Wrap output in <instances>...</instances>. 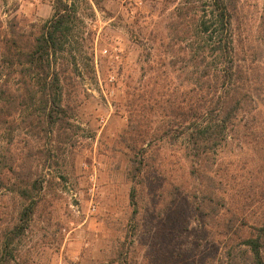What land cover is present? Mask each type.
I'll return each instance as SVG.
<instances>
[{"label": "rangeland", "instance_id": "obj_1", "mask_svg": "<svg viewBox=\"0 0 264 264\" xmlns=\"http://www.w3.org/2000/svg\"><path fill=\"white\" fill-rule=\"evenodd\" d=\"M65 1L77 15L57 61L66 114L60 131L30 140L27 167L44 185L9 264H120L121 251L129 264H209L218 237L200 231L182 189L172 186L165 194L158 188V161H148L135 215L128 176L133 152L154 155L156 149L166 154L165 162L179 160L173 170L182 172L179 146L156 137L160 127L182 126L175 105L182 99L180 107H186L187 95L175 90L187 89L192 23L205 0H192L193 6L189 0ZM53 2L0 0V37L35 32L52 16ZM181 21L186 22L179 31ZM236 26L241 62L262 75L264 0H239ZM253 55L258 61H250ZM5 69L0 63V74ZM256 157L251 143L235 140L217 152L213 164L216 179L238 190L239 205L252 220L264 214V174L249 171L256 168ZM227 164L236 165L237 174L247 171L252 186L234 182ZM15 207L8 184L0 182V238Z\"/></svg>", "mask_w": 264, "mask_h": 264}, {"label": "trees", "instance_id": "obj_2", "mask_svg": "<svg viewBox=\"0 0 264 264\" xmlns=\"http://www.w3.org/2000/svg\"><path fill=\"white\" fill-rule=\"evenodd\" d=\"M238 3L205 0L200 16L192 23L193 36L187 35L191 37V63L184 71L187 89L175 90L177 95H187L186 107H180L182 99L175 105L182 126L173 130L160 127L156 137L179 146L182 172L174 173L173 166L179 160L165 162L161 149L154 150V155L133 152L128 171L135 215L148 176V161H158L154 177L158 188L165 194H171L172 186L182 189L190 198L191 210L202 226L200 231L206 238L218 237L209 264H264V214L252 220L239 205L238 190L232 191L225 179L217 180L213 170L217 152L236 140L251 143L257 156L256 168L249 170L252 175L264 174V73L258 76V70L244 67L243 58L238 56ZM76 19L74 7L65 0H54L52 16L35 32L12 31L11 36L0 37V63L6 68L0 74V182L8 184L16 199L8 228L0 238V264L15 258V244L29 228L44 185V179L27 167L30 140L49 138L63 126L66 109L57 61ZM182 22L186 21L178 23L179 31ZM187 33L185 28L184 35ZM254 56L251 62L258 61ZM19 134L23 137L17 140ZM37 151L45 156L42 149ZM226 166V173L233 172L234 182L242 188L252 186L247 171L237 174L236 165ZM119 255L120 264H129L126 254L121 251Z\"/></svg>", "mask_w": 264, "mask_h": 264}]
</instances>
